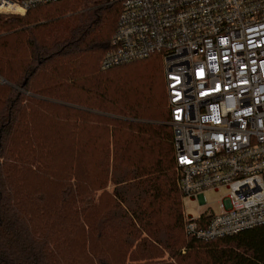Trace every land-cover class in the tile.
<instances>
[{
    "label": "trees",
    "instance_id": "1",
    "mask_svg": "<svg viewBox=\"0 0 264 264\" xmlns=\"http://www.w3.org/2000/svg\"><path fill=\"white\" fill-rule=\"evenodd\" d=\"M120 10L0 15V264H264V225L184 232L160 57L100 66Z\"/></svg>",
    "mask_w": 264,
    "mask_h": 264
},
{
    "label": "built area",
    "instance_id": "2",
    "mask_svg": "<svg viewBox=\"0 0 264 264\" xmlns=\"http://www.w3.org/2000/svg\"><path fill=\"white\" fill-rule=\"evenodd\" d=\"M54 0H0L24 15ZM159 56L176 185L220 212H183L187 235L209 240L264 225V0H121L101 68ZM0 82H4L0 78Z\"/></svg>",
    "mask_w": 264,
    "mask_h": 264
},
{
    "label": "rangeland",
    "instance_id": "3",
    "mask_svg": "<svg viewBox=\"0 0 264 264\" xmlns=\"http://www.w3.org/2000/svg\"><path fill=\"white\" fill-rule=\"evenodd\" d=\"M107 189H112V184H108ZM227 193L228 189L225 186H218L217 188L205 190L203 192L206 200L204 205L200 204L197 197L189 198L183 196L182 210L185 215H190L192 217H195L199 212L203 211L206 206L210 207L211 212L218 213L221 210L219 205L222 202V198L226 196Z\"/></svg>",
    "mask_w": 264,
    "mask_h": 264
}]
</instances>
